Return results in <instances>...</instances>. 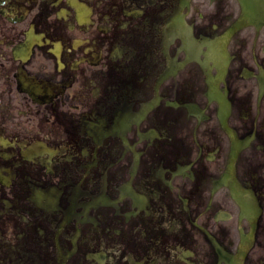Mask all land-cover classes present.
I'll list each match as a JSON object with an SVG mask.
<instances>
[{
  "label": "flooded vegetation",
  "instance_id": "af4514ba",
  "mask_svg": "<svg viewBox=\"0 0 264 264\" xmlns=\"http://www.w3.org/2000/svg\"><path fill=\"white\" fill-rule=\"evenodd\" d=\"M245 15L0 0V264H264V15Z\"/></svg>",
  "mask_w": 264,
  "mask_h": 264
}]
</instances>
